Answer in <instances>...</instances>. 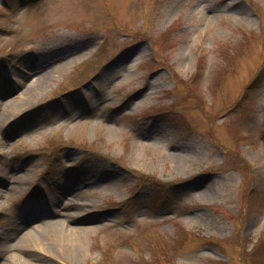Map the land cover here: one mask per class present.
<instances>
[{"label": "rangeland", "instance_id": "1", "mask_svg": "<svg viewBox=\"0 0 264 264\" xmlns=\"http://www.w3.org/2000/svg\"><path fill=\"white\" fill-rule=\"evenodd\" d=\"M262 72L264 0H0V260L69 205V264H264Z\"/></svg>", "mask_w": 264, "mask_h": 264}, {"label": "bare ground", "instance_id": "2", "mask_svg": "<svg viewBox=\"0 0 264 264\" xmlns=\"http://www.w3.org/2000/svg\"><path fill=\"white\" fill-rule=\"evenodd\" d=\"M26 96L24 100L35 99L37 92H41V88L33 85L31 82L25 83L24 86ZM37 91V92H36ZM12 107L6 106L5 109H0V118H10L21 113V111L10 110ZM26 179L30 176L29 170H24ZM25 179V180H26ZM17 176L12 178V182L19 183ZM15 184L8 186V191L14 190ZM205 193H210L207 186L202 188ZM64 205L63 219L50 220V224L47 228H40L37 223L33 224V220L22 217V221L27 224L32 223L31 232H20L13 238V242L10 247L11 253L1 257L0 264H46L44 263L43 256H50L53 260L59 264L72 263L75 258L78 257L81 251L83 243V236L93 227H84L82 222L84 220H90L89 211L85 207L77 208ZM22 252H30L31 254H24ZM42 257V258H41ZM49 264V262H47Z\"/></svg>", "mask_w": 264, "mask_h": 264}, {"label": "trees", "instance_id": "3", "mask_svg": "<svg viewBox=\"0 0 264 264\" xmlns=\"http://www.w3.org/2000/svg\"><path fill=\"white\" fill-rule=\"evenodd\" d=\"M7 5V4H6ZM5 9H7V6H5ZM263 78H264V72H262L253 82H252V85H254V84H256V83H261L262 82V80H263ZM260 85V84H259ZM242 166L243 165H241V166H239L238 168H239V170L240 171H242L243 172V169H242ZM244 175H246V173H244ZM248 208H250V207H248ZM247 208V209H248Z\"/></svg>", "mask_w": 264, "mask_h": 264}]
</instances>
